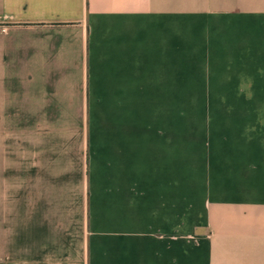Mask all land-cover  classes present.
I'll return each instance as SVG.
<instances>
[{"label":"crops","instance_id":"0c3cea01","mask_svg":"<svg viewBox=\"0 0 264 264\" xmlns=\"http://www.w3.org/2000/svg\"><path fill=\"white\" fill-rule=\"evenodd\" d=\"M0 264H264V0H0Z\"/></svg>","mask_w":264,"mask_h":264},{"label":"rangeland","instance_id":"374dc122","mask_svg":"<svg viewBox=\"0 0 264 264\" xmlns=\"http://www.w3.org/2000/svg\"><path fill=\"white\" fill-rule=\"evenodd\" d=\"M184 124L186 144H190L195 139L209 138L211 133L203 130L212 129L211 125H260V100L186 98L184 100Z\"/></svg>","mask_w":264,"mask_h":264}]
</instances>
